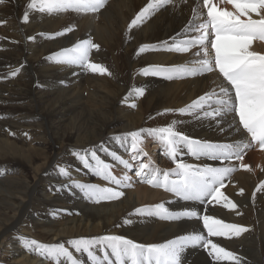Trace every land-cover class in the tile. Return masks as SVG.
<instances>
[{
    "label": "bare ground",
    "instance_id": "1",
    "mask_svg": "<svg viewBox=\"0 0 264 264\" xmlns=\"http://www.w3.org/2000/svg\"><path fill=\"white\" fill-rule=\"evenodd\" d=\"M149 2L104 0L95 12L54 13L29 8L30 0L0 4V264H58L21 238L63 244L77 264H92L86 253L76 252L68 242L117 235L148 245L193 233L207 236L197 218L167 220L150 214L158 204L172 213L195 210L246 229L210 239L239 257L240 264H264V150L238 130L234 114L204 116V111L217 107L215 97L203 110L179 111L206 93L219 94L226 82L215 71L153 74L157 67L194 68V61L203 57L195 55L198 47L184 53L167 50L200 34L195 29L207 19L203 0H169L129 29ZM85 40L98 45L89 60L103 65L106 73L56 62L65 50ZM141 46L148 47L139 52ZM250 50L264 54V41H253ZM138 89L143 95H137ZM168 125L195 140L249 145L243 160L196 159L186 147L176 157L200 166L234 168L221 188L234 209L223 207V200L184 201L136 176L141 162H150L161 174L175 168L159 140L148 135L149 129ZM132 132H140L142 141L135 159ZM93 152L120 184L85 166L84 159L95 165ZM114 155L128 161L129 167ZM81 186L111 188L122 195L90 197ZM91 250L97 258H111L104 245L94 244ZM180 264L229 262L216 261L200 244L186 246Z\"/></svg>",
    "mask_w": 264,
    "mask_h": 264
},
{
    "label": "snow or ice",
    "instance_id": "2",
    "mask_svg": "<svg viewBox=\"0 0 264 264\" xmlns=\"http://www.w3.org/2000/svg\"><path fill=\"white\" fill-rule=\"evenodd\" d=\"M4 2L5 0H0V4ZM168 2L169 0H150L149 4L131 21L129 29L141 22L145 16L150 15L152 10ZM221 4L230 5V9L221 7ZM103 5L104 0H30L28 7L38 8L39 11L48 13L63 12L69 9L77 12H95ZM203 7L207 10V19L195 29L200 34L167 49L184 53L188 52L190 48L198 47L199 50L195 55L199 57L203 53V57L194 61L196 67L191 69L184 66L175 69L157 67L153 74L174 71L186 72L189 75L218 72L219 76L223 78V82H226L220 85L219 94L215 91L206 93L179 111L191 114L197 109L203 110L208 101L215 97L214 103L217 107L213 111H204V116L215 119L222 115L234 114V117H238V130L242 129L250 136L253 143H257L264 149V54L250 50L253 41H264V0H203ZM193 13L195 16V9ZM24 19L27 21V13ZM67 31H71V29H67ZM57 35H63V33H57ZM209 43L211 51L208 49ZM147 47L141 46L139 52H144ZM96 48L98 45L90 40L78 42L71 49L65 50L62 55L56 57V62L81 65L92 72L104 74L107 69L103 65L92 63L89 60L90 51ZM145 74H147V70ZM167 78L172 79L173 77L168 75ZM230 93H234V95H230ZM137 95H143V90L138 89ZM129 135L132 137V159H135L139 154L137 150L142 142L141 134L132 132ZM148 135L159 140L164 147L165 154L175 164V168L161 174L159 169L150 166V162L148 164L141 162L136 170V176L141 177L142 182L153 187H161L184 201L203 202L208 199L219 204L223 200V207L233 209L236 207L221 192V188L224 187V179L235 170L234 168L200 166L178 161L176 157L180 148L186 147L196 159L206 156L222 163L233 158L243 160L244 148L249 145L243 142L216 144L195 140L176 131L172 125L149 129ZM91 155L95 165H90L88 160L84 159L85 166L92 168L97 176L120 184V181L109 171V165L100 160L94 152ZM113 158L125 168L129 167L128 161L115 155ZM241 167L250 170L248 165L242 164ZM61 172L67 174L64 169H61ZM171 176H175V179H171ZM81 187L85 188L90 197L106 194L103 198L114 199L122 195L111 188ZM97 202L99 201L97 200ZM140 211L142 210L137 209V212ZM150 214L167 220H179L182 217L197 218L202 221L203 230H206L207 236L193 233L165 243L148 245L136 243L117 235L96 239L80 238L68 243L76 252L86 253L92 264H180V255L184 248L188 245L200 244L205 250H209V255L213 256L216 261L240 264L239 257L210 238L228 237L229 233H239L246 229L226 223L212 215H199L195 210L186 209L172 213L163 204L155 205L153 213ZM21 239L29 246L36 245L42 255L56 258L58 264H77L73 253L63 244L46 245L35 240ZM94 244L106 246V250H110L111 258L108 256L103 259L95 257L91 250Z\"/></svg>",
    "mask_w": 264,
    "mask_h": 264
}]
</instances>
